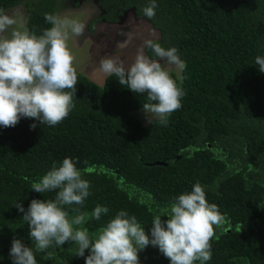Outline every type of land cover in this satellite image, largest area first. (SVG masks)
<instances>
[{"label":"trees","instance_id":"trees-1","mask_svg":"<svg viewBox=\"0 0 264 264\" xmlns=\"http://www.w3.org/2000/svg\"><path fill=\"white\" fill-rule=\"evenodd\" d=\"M56 1L0 0V10L22 5L25 30L40 35ZM108 1L111 10L102 5L100 18L115 20L132 8L156 34L151 39L178 50L185 69L172 75L185 92L182 107L167 126L147 125L134 114L143 95L115 77L96 84L77 71L74 107L64 121L35 130L29 127L35 121L25 118L0 126V264H12L14 237L34 248L13 204L27 209L34 198L54 199L55 191L37 193L31 184L65 157L90 183L83 206H65L70 217L73 208L89 215L97 205L109 210L82 226L90 235L121 210L150 234L153 217L199 182L224 217L206 264H264V73L255 65L264 56V0H156L154 19L141 11L149 0ZM75 247L69 242L36 253L38 264H85ZM138 255L141 264H170L151 245Z\"/></svg>","mask_w":264,"mask_h":264},{"label":"clouds","instance_id":"clouds-1","mask_svg":"<svg viewBox=\"0 0 264 264\" xmlns=\"http://www.w3.org/2000/svg\"><path fill=\"white\" fill-rule=\"evenodd\" d=\"M157 6L156 0H149L141 9L143 16L154 19ZM44 19L50 27L36 35L25 26L21 30L14 15L0 10V126L4 128L15 127L21 118L35 121L29 126L31 130L37 125L54 127L74 107L78 76L68 41L82 35L86 25L68 15L45 13ZM119 34L126 36L121 45L125 46L130 37L123 31ZM144 49H150L158 59L147 56ZM255 65L264 73V56H257ZM184 69L175 47L166 49L153 39L144 41L130 64L118 56L99 61L101 73L145 97L142 112L145 123L151 126H167L171 114L182 107L185 92L172 72L179 76ZM89 189V181L69 157L33 181L30 190L41 194L55 191L56 195L47 200L34 198L27 209L21 202L13 204L23 213L34 248L14 237L9 250L12 264H38L36 253H47L69 242L76 245L75 256L83 257L85 264H141L138 253L149 245L157 247L170 264H206L211 259V241L224 217L216 204L208 202L199 182L153 217L150 234L135 216L121 210L98 233L90 235L82 226L90 218L100 220L108 208L97 205L90 215L73 208L77 214L71 217L65 209L83 206ZM165 215L167 219L162 220Z\"/></svg>","mask_w":264,"mask_h":264},{"label":"rangeland","instance_id":"rangeland-1","mask_svg":"<svg viewBox=\"0 0 264 264\" xmlns=\"http://www.w3.org/2000/svg\"><path fill=\"white\" fill-rule=\"evenodd\" d=\"M71 3V0H57L54 14L77 18L83 21L85 25L89 23L92 17L90 1L83 0L76 6ZM4 12L14 15L17 19V26L24 30L25 11L22 5H17ZM121 20V22L110 26L94 22L91 33L87 34V27H85L82 35L71 37L68 41L77 71L96 84H101L106 76L99 71V61L102 57L118 56L125 61L126 65L130 64L134 60L137 51L143 47L146 39L157 38L156 34L149 31L150 29L148 30L149 27L146 21L134 17L131 12L126 13ZM110 31L114 33L108 34ZM122 31L130 37L125 46H121L126 39V36L119 34ZM161 63L168 66L164 61H161ZM134 114L144 118L142 109L136 110Z\"/></svg>","mask_w":264,"mask_h":264},{"label":"flooded vegetation","instance_id":"flooded-vegetation-1","mask_svg":"<svg viewBox=\"0 0 264 264\" xmlns=\"http://www.w3.org/2000/svg\"><path fill=\"white\" fill-rule=\"evenodd\" d=\"M72 1V5L73 6H76L78 4H80V2H82L83 0H71ZM90 1V4H91V13H92V17L90 18V22L89 23H86V27H87V34L91 33V30L94 28V22H100L101 24H106L108 26L110 25H113V24H116V23H119L121 22L123 16L126 14V13H129L131 12L132 15L134 16V11L132 8H126V9H122L120 10V14H116L114 15V18H116L115 20H106L104 18H100V15H102V13L105 11V9H103L101 6L104 5V6H109L108 4H110V2H106L103 1V0H89ZM99 2V3H98ZM110 8V6H109ZM10 9V8H9ZM94 9H95V12L96 14L94 15ZM7 10V9H6ZM111 10V8H110ZM5 11V10H4ZM3 11V12H4ZM135 17V16H134ZM139 19V18H138ZM114 32L110 31V33L108 34H113ZM93 40V39H92ZM94 41V40H93Z\"/></svg>","mask_w":264,"mask_h":264},{"label":"water","instance_id":"water-1","mask_svg":"<svg viewBox=\"0 0 264 264\" xmlns=\"http://www.w3.org/2000/svg\"><path fill=\"white\" fill-rule=\"evenodd\" d=\"M161 163H163V162H158V161L154 162V164H161Z\"/></svg>","mask_w":264,"mask_h":264}]
</instances>
